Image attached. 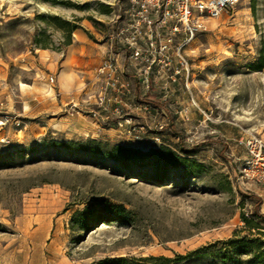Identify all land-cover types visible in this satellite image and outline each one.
Instances as JSON below:
<instances>
[{"label":"rangeland","instance_id":"1","mask_svg":"<svg viewBox=\"0 0 264 264\" xmlns=\"http://www.w3.org/2000/svg\"><path fill=\"white\" fill-rule=\"evenodd\" d=\"M126 10L125 0H0V264H264V221L245 198L261 190L244 178L241 144L264 142V0L207 20L184 48L188 74L158 75L151 100L135 93L150 112L114 116L82 77L98 83L115 59L139 89L112 38ZM62 22L76 27L70 45ZM77 46L81 57L95 49L85 68L69 62ZM160 148L189 162L157 161ZM101 202L123 217L72 225Z\"/></svg>","mask_w":264,"mask_h":264},{"label":"built area","instance_id":"2","mask_svg":"<svg viewBox=\"0 0 264 264\" xmlns=\"http://www.w3.org/2000/svg\"><path fill=\"white\" fill-rule=\"evenodd\" d=\"M126 21L112 35L114 44L127 56L125 69L135 75L141 95L148 94L160 74L175 82L181 71L188 74L184 48L204 30L205 22L218 19L234 9L240 0H125ZM123 69L115 59L106 60L96 69L98 94L96 105L107 109L116 101L128 111L150 112L151 107L138 102H121L131 96ZM49 81L52 83L53 78ZM119 113V109L116 108ZM186 114V110L184 111ZM161 128V127H160ZM158 141V139H156ZM247 151L242 172L244 178L264 188V142L256 137L241 141Z\"/></svg>","mask_w":264,"mask_h":264},{"label":"trees","instance_id":"3","mask_svg":"<svg viewBox=\"0 0 264 264\" xmlns=\"http://www.w3.org/2000/svg\"><path fill=\"white\" fill-rule=\"evenodd\" d=\"M57 20V19H56ZM68 26L66 22H62L60 25V28L64 31H66L69 35L68 41L66 45L71 44V39H70V33L76 29L75 26L72 27H66ZM145 100H151L150 95L148 94L145 96ZM125 153L128 155H133L136 159L143 158L144 153L141 151H130V150H124ZM166 152V153H165ZM185 154H189V151H181ZM154 156L157 161L160 160H166L167 154L172 158L179 160L183 163L189 162L188 159H181L179 158L175 153L160 148L154 152ZM129 157V156H128ZM246 199H250L253 201V209H252V214L254 217L261 219L264 221V214H261L259 212V207L261 204V199L257 196H247L245 197ZM104 202L99 203V207H94V206H87L85 207L82 211H77L74 213L72 217V225L77 227L81 231H87L90 230V228L103 224L105 222L113 221L115 219H121L123 217L124 209L121 206H116V205H104ZM115 218V219H111ZM244 224L251 228V229H256L259 230L261 227L257 224L254 223L253 221L249 219L243 218ZM260 234L262 232L258 231ZM182 258V257H181ZM139 259H131L128 260L126 258L120 257V258H115V259H108L104 258L100 261H98L96 264H139Z\"/></svg>","mask_w":264,"mask_h":264},{"label":"crops","instance_id":"4","mask_svg":"<svg viewBox=\"0 0 264 264\" xmlns=\"http://www.w3.org/2000/svg\"><path fill=\"white\" fill-rule=\"evenodd\" d=\"M92 51H94L95 52V49H91V47H84V51H83V57H81V56H78L77 55V53H80L81 51H80V49L78 48V46L77 47H75V48H73L70 52H69V62H70V59L72 58V57H76L77 59H78V61H79V64H80V66L83 68H85L88 64H89V60H87L86 59V57H90L91 56V53H92ZM39 57H41V55H39ZM73 69V67H71V68H69V70H72ZM126 72H128V73H132L131 71H130V69H124ZM82 80H85L84 82H85V88L87 89V92H88V90L89 91H92V92H94L95 94H98V83H97V81L95 80L94 82L91 80V78H89V77H87V78H85V76H83L82 77ZM127 82H128V84H129V86H130V83H129V81L128 80H126ZM130 91H131V96H126V97H124L122 100L123 101H130V102H138V100L136 101V98H137V96L135 95V93H137V92H139L138 94H140L141 95V93H140V90L139 89H136L135 91L134 90H132L131 89V87H130ZM149 94V93H148ZM148 94H145V95H141V97L142 98H144L145 99V96H147ZM140 98V97H139ZM90 99V98H89ZM94 99V100H93ZM93 99H91V101H94V103H95V98H93ZM141 99V98H140ZM122 100H121V102H122ZM93 103V104H94ZM139 103V102H138ZM116 105V106H115ZM115 106V107H114ZM120 106V104L119 103H117L116 101H109L108 103H107V109L105 110V112H106V114H110V115H116V108L117 107H119ZM99 111H101V110H99ZM144 113V112H143ZM261 191H258L259 193H257L258 194V196H260L261 198H263V196H264V188H259ZM259 197V198H260Z\"/></svg>","mask_w":264,"mask_h":264}]
</instances>
